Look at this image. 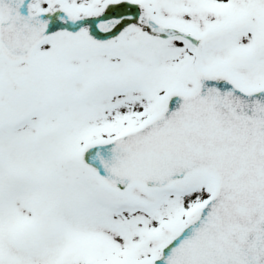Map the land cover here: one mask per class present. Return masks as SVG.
Returning <instances> with one entry per match:
<instances>
[{
	"label": "snow or ice",
	"instance_id": "1",
	"mask_svg": "<svg viewBox=\"0 0 264 264\" xmlns=\"http://www.w3.org/2000/svg\"><path fill=\"white\" fill-rule=\"evenodd\" d=\"M0 264H264V0H0Z\"/></svg>",
	"mask_w": 264,
	"mask_h": 264
}]
</instances>
